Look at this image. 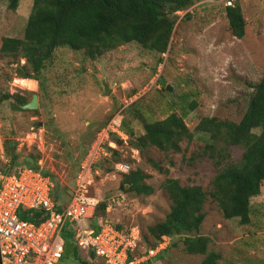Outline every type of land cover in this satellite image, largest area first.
Here are the masks:
<instances>
[{"label":"rangeland","instance_id":"rangeland-1","mask_svg":"<svg viewBox=\"0 0 264 264\" xmlns=\"http://www.w3.org/2000/svg\"><path fill=\"white\" fill-rule=\"evenodd\" d=\"M236 1L246 8L247 34L243 39L233 36L224 2L197 1L188 10L176 13L179 19L174 20L165 54L136 42L95 60L87 58L83 50L58 48L39 81L32 83L19 76L26 60L2 55L1 46L6 37L24 38L34 0H20L16 11L9 8V0H0V170L10 171L11 165H16L5 151L7 145L14 146L17 166L25 167L30 155H37L39 168L53 173L61 185L71 190L85 144H92L112 120L122 117L126 130L141 136L142 118L154 122L172 113L183 116L194 138L182 140L178 153L154 147L137 150L127 133L129 145L119 146V160L128 162L132 170L146 173V183L153 188L151 195L127 192L129 186L124 187L123 176L115 174L113 163L106 160L101 162L100 175L91 189V196L99 202L93 221L102 219L122 229L134 228L142 239L141 250L147 249L146 238L153 243L148 229L164 222L171 211L167 180L200 186L207 192L212 188L219 167L212 161L211 152L193 154L197 147L204 149L211 144L209 136L196 131L201 120L216 117L240 122L254 87L264 76L262 0ZM21 80L28 84L18 83ZM105 83L111 89L109 96H104ZM34 94L40 103L35 111L17 110L16 100L7 99L8 95L24 96L30 102ZM194 103L197 106L192 110ZM33 134L42 135V145L31 137ZM220 146L225 148L224 144ZM243 153L242 147L231 146L227 151L234 163ZM112 198H118L119 205L110 211L100 210L99 206L106 203L107 207ZM251 206V224L242 225L239 219L227 220L217 202L208 198L199 234L210 238L209 251L221 256L218 264H264V183L261 195L252 199ZM89 224L83 220L84 226ZM61 235L66 242L75 243L70 224ZM172 240L176 246L146 264H202L205 256L189 255L179 238ZM85 252L79 249L86 261ZM60 264L83 262L70 255ZM88 264L103 263L95 258Z\"/></svg>","mask_w":264,"mask_h":264},{"label":"trees","instance_id":"trees-1","mask_svg":"<svg viewBox=\"0 0 264 264\" xmlns=\"http://www.w3.org/2000/svg\"><path fill=\"white\" fill-rule=\"evenodd\" d=\"M197 1L203 0H34L24 38H4L1 54L25 59L26 65L19 68V76L32 83L39 81V76L58 48L77 52L83 50L87 58L95 60L122 45L136 42L165 54L174 31L176 13L188 10ZM19 2L9 0V8L16 11ZM225 12L233 36L243 39L247 23L242 7L236 3L235 7L226 8ZM11 98L16 100L14 105L17 110H23L21 106L29 103L24 96H7V99ZM196 106V103L192 104L191 109L194 110ZM114 120L128 134L132 146L140 151L154 147L178 153L182 140L191 141L194 138L184 117L175 113L154 122L142 118L144 134L141 136L127 131L122 117ZM196 131L209 136L211 144H206L204 149L197 147L193 154L199 156L211 152L212 161L219 167L212 188L207 192L200 186H182L178 180H167L165 189L172 202L171 211L164 222L148 229L153 243L149 244L148 238L145 243L148 248H156L168 238L177 237L189 255L205 256L202 264H218L221 256L209 251L210 238L199 234L206 216L203 210L211 197L227 220L239 219L242 225L251 224V201L261 195L264 183V76L254 87V94L240 122L205 118ZM114 139L119 145H124L120 139ZM220 144H224L225 148ZM90 145L85 144L79 164L87 155ZM231 146L244 149L238 163L231 162L227 155ZM12 150H15L14 146L7 145L5 148L11 162L16 165H11L10 171L4 170L5 174L21 168L17 166L18 156ZM108 151H111V158L106 161H120L119 151L111 148ZM38 161L39 156L32 154L24 166L38 170ZM79 167H75V173ZM43 174L54 183L52 197L61 210V206L70 198L71 190L61 185L53 173L43 170ZM121 175L124 187L129 186L127 192L137 196L153 193V188L146 183L147 175L143 170L133 169L129 174ZM99 208L106 212V203ZM20 215L36 224L46 219L44 210L22 211ZM116 227L122 229L119 225ZM71 244L74 246L72 255L78 261L88 264L95 259L89 254L83 257L86 261L83 260L76 241ZM174 246L176 244L172 240L168 248Z\"/></svg>","mask_w":264,"mask_h":264},{"label":"built area","instance_id":"built-area-1","mask_svg":"<svg viewBox=\"0 0 264 264\" xmlns=\"http://www.w3.org/2000/svg\"><path fill=\"white\" fill-rule=\"evenodd\" d=\"M213 1V0H212ZM226 8L235 7L236 0H218ZM31 137L42 145V135ZM120 139L129 145L127 135L112 120L96 135L91 148L80 164L73 180L68 201L58 209L52 197L54 183L42 169L18 168L5 174L0 170V251L2 264H60L65 256L66 241L62 232L67 224L72 227L79 249L92 254L103 264H146L167 250L168 238L156 248L142 249L139 231L134 228L118 229L109 221L94 222L98 200L91 196V189L100 175L102 161L111 158V148L120 151ZM115 174H129L128 162L113 163ZM98 166V167H97ZM107 211L119 205L112 198ZM27 210H44L46 219L36 224L21 217ZM87 220L89 227L83 225ZM94 222V223H93Z\"/></svg>","mask_w":264,"mask_h":264},{"label":"water","instance_id":"water-1","mask_svg":"<svg viewBox=\"0 0 264 264\" xmlns=\"http://www.w3.org/2000/svg\"><path fill=\"white\" fill-rule=\"evenodd\" d=\"M179 17L175 16L174 20H178ZM167 90L171 91L170 86L167 87ZM104 96H109V94L111 93V89L109 88V86L105 83L104 85ZM40 107V103H39V96L37 94H34L32 97V100L27 103L26 105L21 106V108L23 110H38ZM98 167V166H97ZM74 253V246L70 243L67 242L66 243V250H65V256H70ZM0 264H2V257H1V251H0Z\"/></svg>","mask_w":264,"mask_h":264},{"label":"crops","instance_id":"crops-1","mask_svg":"<svg viewBox=\"0 0 264 264\" xmlns=\"http://www.w3.org/2000/svg\"><path fill=\"white\" fill-rule=\"evenodd\" d=\"M246 1V3H247V0H245ZM248 1H253V0H248ZM262 6L264 7V0H262ZM256 4H257V2H256ZM242 11H243V15H244V18H245V20H246V17H245V11H246V8H244V7H242ZM247 21V20H246ZM246 27H247V25H246ZM246 34H247V29H246Z\"/></svg>","mask_w":264,"mask_h":264},{"label":"bare ground","instance_id":"bare-ground-1","mask_svg":"<svg viewBox=\"0 0 264 264\" xmlns=\"http://www.w3.org/2000/svg\"><path fill=\"white\" fill-rule=\"evenodd\" d=\"M27 82H28V81L21 80V81H20V82H18V83H25V84H28Z\"/></svg>","mask_w":264,"mask_h":264}]
</instances>
